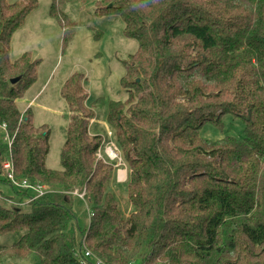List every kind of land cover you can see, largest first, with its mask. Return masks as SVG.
Listing matches in <instances>:
<instances>
[{
	"label": "trees",
	"instance_id": "16d2710c",
	"mask_svg": "<svg viewBox=\"0 0 264 264\" xmlns=\"http://www.w3.org/2000/svg\"><path fill=\"white\" fill-rule=\"evenodd\" d=\"M38 5L0 0V171L10 161L16 179L48 190L29 213L0 197L9 204H0V235L21 236L0 246V264L33 254L40 264H264V0H103L102 14L120 18L139 43L123 61L129 99L109 102L113 140L104 139L90 131L85 75L70 76L59 171L46 165L48 130L17 103L37 82L39 60L10 56L13 33ZM227 114L245 122L244 138L205 139L203 127ZM111 140L127 164L118 186L128 211L114 189L116 164L97 157ZM75 191L94 214L85 229Z\"/></svg>",
	"mask_w": 264,
	"mask_h": 264
},
{
	"label": "rangeland",
	"instance_id": "374dc122",
	"mask_svg": "<svg viewBox=\"0 0 264 264\" xmlns=\"http://www.w3.org/2000/svg\"><path fill=\"white\" fill-rule=\"evenodd\" d=\"M7 1L13 4L20 0ZM38 2V8L13 33L10 56L15 61L24 53L31 52L39 60L37 82L17 103L22 111L27 107V110L31 109L36 128L45 127L48 130L50 153L46 164L59 171L62 170L60 154L71 122L68 105L61 96L65 82L73 73L85 75L89 104L94 106L96 119L102 126L103 134L107 135L108 130L111 131L106 123L109 102L125 103L129 99V93L121 84L126 74L123 61L136 53L139 43L124 35V23L120 18L102 14L100 9L103 7V0ZM245 128L246 124L241 118L227 114L218 124L207 123L202 129V136L211 141H219L226 136L242 140ZM111 139L113 140V136ZM117 163V170L127 168L124 160L122 165ZM115 188H118L117 193L122 197L123 209L128 211L130 206L126 193L122 192L124 187L117 184ZM18 193L19 190L8 184L5 173L0 171V197L16 204L22 201L20 204L24 206L21 210L29 213L31 205L28 198L22 199ZM2 199L0 204L8 207L9 204ZM73 204L78 224L81 229H85L90 223L92 210L86 200L77 196L74 197ZM20 238V234L14 233L0 235V246L10 247ZM5 264H40V259L33 254L28 261L9 259Z\"/></svg>",
	"mask_w": 264,
	"mask_h": 264
},
{
	"label": "built area",
	"instance_id": "2783aa9c",
	"mask_svg": "<svg viewBox=\"0 0 264 264\" xmlns=\"http://www.w3.org/2000/svg\"><path fill=\"white\" fill-rule=\"evenodd\" d=\"M2 130L5 133V141L8 143L9 146H12L14 142V137H11L7 131L6 125L1 126ZM112 134H110V137ZM97 157L99 160H103L104 162H111V163H116L119 162L120 165H122V154L118 146L114 143V141H110L103 150H100L97 154ZM119 165V166H120ZM124 165V164H123ZM3 168V173H5L6 179L10 182V184L18 189L19 191H28L32 193V198L28 199V203L31 204L32 202L38 200L39 198L43 197L46 195L48 192L47 187L41 186V185H33L27 181H19L16 179L15 176V171H14V166L10 161H6L2 164ZM85 192L79 193L78 191H75L73 195L76 197H80L81 199L85 200ZM94 217V214L90 211V219ZM85 257L90 259L94 257L92 252L89 250H85ZM96 264H103L100 259H96L95 257ZM133 264V263H132Z\"/></svg>",
	"mask_w": 264,
	"mask_h": 264
},
{
	"label": "crops",
	"instance_id": "0c3cea01",
	"mask_svg": "<svg viewBox=\"0 0 264 264\" xmlns=\"http://www.w3.org/2000/svg\"><path fill=\"white\" fill-rule=\"evenodd\" d=\"M62 90V89H61ZM43 91V89L38 93V95L41 93ZM38 95L36 96V97H38ZM36 97L33 99V100H35L36 99ZM33 100H32V102H33ZM31 102V103H32ZM28 108V107H27ZM27 108H25V109H23V112H25L26 110H27ZM96 113V112H95ZM98 121L99 120H97V119H95L93 122H92V125H91V128H90V131H91V133H93V134H101V135H103V137H104V139L108 136V138H110V134H112L109 130H108V134L107 135H104L103 134V132H102V126H101V124H99L98 123ZM96 122H97V125H95L96 124ZM103 125H105V124H103ZM49 156V155H48ZM48 156H47V158H48ZM47 158H46V161H47ZM47 165V164H46ZM49 168V167H48ZM51 169V168H50ZM125 173L126 174V177L123 179L122 178V176H121V173ZM127 179H128V170H127V168H123V169H119L118 171H117V176H116V182H117V184H119V185H123L126 181H127Z\"/></svg>",
	"mask_w": 264,
	"mask_h": 264
},
{
	"label": "water",
	"instance_id": "95a60500",
	"mask_svg": "<svg viewBox=\"0 0 264 264\" xmlns=\"http://www.w3.org/2000/svg\"><path fill=\"white\" fill-rule=\"evenodd\" d=\"M20 79L21 78H17V79H14V80H12V84H16V83H18L19 81H20ZM138 82H139V80H138ZM26 121L28 120L27 118L25 119ZM46 134H44V136H45Z\"/></svg>",
	"mask_w": 264,
	"mask_h": 264
},
{
	"label": "bare ground",
	"instance_id": "6f19581e",
	"mask_svg": "<svg viewBox=\"0 0 264 264\" xmlns=\"http://www.w3.org/2000/svg\"><path fill=\"white\" fill-rule=\"evenodd\" d=\"M121 176H122V178H125L126 177V174L125 173H121Z\"/></svg>",
	"mask_w": 264,
	"mask_h": 264
}]
</instances>
